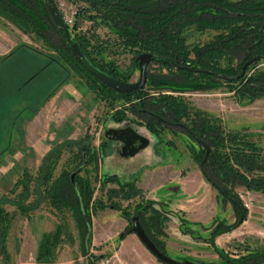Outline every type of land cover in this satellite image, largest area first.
I'll return each mask as SVG.
<instances>
[{
    "label": "trees",
    "instance_id": "trees-1",
    "mask_svg": "<svg viewBox=\"0 0 264 264\" xmlns=\"http://www.w3.org/2000/svg\"><path fill=\"white\" fill-rule=\"evenodd\" d=\"M69 1L84 5L75 7L71 25L65 23L64 27H59L49 17L43 0H0L1 16L31 31L49 50L54 51L47 54L38 51V54L26 43L19 42L7 54L0 55V112L9 114L3 103L25 91L36 78L40 81L34 85L39 89L33 98L46 95L59 77L60 66L63 72L70 70L82 74L84 70L89 78L86 80L89 88L101 98L128 100L129 104L122 109L128 108L132 114L140 116L142 122H138L144 124L149 132L179 126L198 143L199 148L192 149V158L197 163L202 161L199 169L203 178L222 202L230 203L235 215V220L229 224L220 220L216 222L210 229L211 236L241 222L247 209L233 186L239 184L246 190L264 193V146L251 141L240 131L226 130L218 120L202 112H190L187 102L179 94L161 92V88L167 87L175 92L185 87L206 88L223 82L239 98L264 97V0ZM79 16L93 24H103L113 36L102 38L94 31L86 34L77 30ZM191 24L199 30L211 28L216 33L202 43L188 44L183 30ZM71 42H75L93 65L121 80L130 76L132 67L138 68L135 56L141 52L150 53L148 62H152L156 69L149 73L145 68L144 84L135 91L120 93L93 77L82 66L71 51ZM109 44L120 45L122 51L127 49L133 53L124 70L118 68L114 58L105 56ZM260 62L262 64L258 65ZM51 69L46 79L38 77ZM65 75L66 72L63 73ZM179 82L186 86L179 85ZM149 88L155 93H148ZM122 109L113 111L110 117L121 121L124 117ZM73 146L77 148L80 160L94 157V150L89 151L85 135L54 143L41 156L35 176L23 168L13 182L12 188L20 186L19 197L23 199L29 194L30 180L37 195L40 194L38 187L43 185L53 208L71 211L84 242L89 238L90 213L96 209L118 210L128 221L131 216H136L148 238L165 252L158 234L162 233V222L167 216L152 207L149 201L143 203L142 195L133 183L118 182L116 187L107 189L105 199H101L92 195L93 189L85 177L75 175L71 181L68 172L62 171L55 180L52 179L61 148L67 147L72 151ZM99 146L102 148L101 144ZM73 154L76 155L75 152ZM100 178L101 183L116 180L113 174H102ZM133 197L138 201L131 204L129 200ZM115 198L126 200V204L123 206ZM11 201L21 213L36 206L35 200L26 205ZM130 204L133 207L129 212ZM11 220V213L0 206V264L9 261L5 240ZM183 222L185 224L186 220ZM64 227L60 220L51 232L42 236L35 254L36 264L54 261ZM130 231L128 224L118 232L117 239ZM181 232L189 233L191 230L185 227ZM208 242L220 257L218 262L186 258L192 260V264H264V247L250 249L245 245V253L229 257L214 246L211 237H208Z\"/></svg>",
    "mask_w": 264,
    "mask_h": 264
},
{
    "label": "rangeland",
    "instance_id": "rangeland-1",
    "mask_svg": "<svg viewBox=\"0 0 264 264\" xmlns=\"http://www.w3.org/2000/svg\"><path fill=\"white\" fill-rule=\"evenodd\" d=\"M53 1L55 5L61 3V9L67 13L74 11L77 5H84L82 2L72 3L69 0ZM77 24V30L86 34L94 31L102 38L113 36L106 26L93 24L91 20L83 16L78 17ZM215 33L216 31L211 28L199 30L193 24L183 30L185 42L188 44L202 43L211 39ZM19 42L29 45L35 53L38 51L41 54L54 52L49 50L31 31L0 15V55L7 54ZM132 54L127 49L122 51L120 45L114 44H109L105 51V56L114 58L118 68L122 70L128 65ZM261 64L260 62L258 65ZM258 65L257 67H260ZM62 68L60 66L59 77L46 91V95L38 99L33 98L39 89L34 85L40 81L36 78L30 82L25 91L3 103V108L9 109V114L5 115L0 112V206L12 215L5 240L9 253L7 264L18 262L19 242L24 247V252L26 249H31L32 243L29 242L31 234L36 238L39 231L51 230L53 225L60 220L64 222L65 227L62 240L56 248L54 260L58 262L61 259L76 258L79 255L80 235L71 211L68 208L59 210L53 208L43 191V185L37 189L39 195L32 190V180L29 181V194L23 199L19 197L20 186L12 188V185L20 176L23 168L31 176H35L41 156L54 143L75 140L84 135L87 138L89 151L94 150V157L80 160L76 147H72L76 155L67 147H62L52 171V179L55 180L62 171H67L68 174L73 172L72 178L75 175L87 178L93 189L92 195L101 197V199H105L106 190L116 187L118 182L133 183L142 195L143 203L149 201L152 207L167 216L162 222V233L158 234V238L164 243V253L170 257L178 260H189L186 258L189 257L209 263L218 262L220 257L208 242V237H211L216 248L229 257L245 253L246 250L243 248L245 245L250 249L264 247V193L247 192L243 186L234 185L233 190L240 197L246 209L251 211L252 205H260L261 212L251 211L253 216H248L246 212L247 220L244 221L245 216L241 222L229 230L219 231L211 236L210 229L216 222L220 220L223 224H229L235 220V215L231 208L223 211L221 215L212 214L211 192L213 189L208 186L203 194L205 199L200 209L202 212L200 219L203 223H207L211 215L210 223L195 226V230H192L193 227L185 226L183 224V219L186 218L184 211L168 203L169 201L175 203L176 200L171 201L172 198H180L178 187L182 185L176 182L177 171L170 166L171 164L179 166L181 174L189 170L188 178H193L196 169L199 168V163L192 158L191 154L192 149L195 151L199 148L198 143L189 138L179 126L163 128L155 133L149 132L144 124L140 123L142 122L140 116L132 114L128 108L122 109L127 107L128 100L116 98L111 101L109 97L101 98L87 86L86 80L89 78H87L86 71L83 70L82 74H79L67 70L64 71L66 75L63 76ZM146 69L149 73H153L156 66L148 62ZM51 71L52 69L44 71L38 77L46 79ZM137 76L138 68L132 67L130 76L125 81H134ZM179 85L186 86L182 82H179ZM161 92L179 94L187 102L190 112H202L209 118L218 120L226 130L240 131L251 141L264 146V97L239 98L228 90L223 82L206 88L185 87L175 92L163 87ZM148 93L152 94L155 91L149 88ZM30 105L32 108H27ZM121 109L123 119L114 121L110 113ZM138 141H146V144L137 149L135 154L127 155V152L132 149L131 147H135ZM99 144L102 148H98ZM155 171L159 172L154 174ZM102 174H113L117 181L108 180L101 183L99 179ZM192 180L191 187L188 185V188L202 192L203 189L197 183L198 181ZM216 199L223 208L224 202L217 194ZM11 200L20 201L22 205L35 200L36 206L21 213ZM115 200L123 206L126 204L124 199L115 198ZM129 201L132 204L138 201V198L133 197ZM178 203L176 201V204ZM131 204L128 207L129 212L133 207ZM183 207L189 210V214L187 213L189 218H199L194 213L196 208L192 203L187 202ZM101 210L96 209L91 212L90 218L93 217L95 220L98 211ZM145 213L147 215L148 211ZM105 217L110 220L113 218L111 214H105ZM172 220L175 224L177 223V226L171 224ZM128 222L130 226L131 221ZM185 227H188L191 232L180 234L178 231ZM89 249L97 254L115 253L119 264H146L144 254L136 247L130 248L134 254L133 259L126 258V256L123 258V254L126 255L125 252L119 251L121 257L117 252L116 239L93 245L87 244L86 250ZM21 258L30 261V253H25Z\"/></svg>",
    "mask_w": 264,
    "mask_h": 264
},
{
    "label": "crops",
    "instance_id": "crops-1",
    "mask_svg": "<svg viewBox=\"0 0 264 264\" xmlns=\"http://www.w3.org/2000/svg\"><path fill=\"white\" fill-rule=\"evenodd\" d=\"M172 165L173 164H171L170 168H175L177 171V177H175L176 182H180L179 184H182V185H180L178 187L180 198L179 199L172 198V200H171V201L176 200L179 203L176 204V201H175V203L170 202V201L168 203H171V205H176L177 208H180L182 211H184V216H186L185 225H188L190 228L193 227L192 230H195L194 229L195 226H200V225L206 223V222L203 223L202 220L200 219V216L202 215V212H200V209H201V207H203V203H204V199H205L203 196V194L205 192L204 190H205V188H207L210 185L203 178L199 168L196 169V173H195L194 177L190 179V178H188L189 177L188 173H190L189 170H187L184 174H181L179 166L176 167V165H173V166ZM167 168H168V166H167ZM156 170H158V169H156ZM158 172L159 171H155L154 174H157ZM177 179L179 181H177ZM192 179H194L195 181H198L197 183H199V185L203 189L202 192H199L197 189L188 188V185H189V187H191L190 183L193 182ZM145 189H146V187H145ZM246 191L247 192L248 191L256 192L259 194V192L255 191V190H246ZM187 202L192 203L193 206H195L196 209L194 210V213H196L199 216V218H197V217L189 218V216L187 215V213L189 214V210H187L185 207H183L184 204ZM211 202H212L211 204L213 206L212 214H215V215H219V214L221 215V213L223 211H227L228 209L231 208L230 207L231 205L228 203V201L224 202L223 208L220 207V202L218 201V199H216V192L214 189L211 192ZM252 206H253V208L251 211H253L255 213L261 212V209L259 210V208L261 207L260 205H252ZM251 211L247 210L248 216H253ZM105 214H111L113 217L112 220L105 217ZM97 215H96L97 217L95 218V220L93 219V217L90 218L89 238H88L87 242L83 241V236H82V234H80L79 228L76 224L77 231L80 235V245H81V251L79 252V255L76 258L70 257V258H66V259H61L58 262L54 260L55 262L53 261L50 264H88V263L90 264V260L88 258V250H86V245L87 244L93 245V244H96L98 242L109 241V240H113V239H116V241L118 242V251L117 252L119 253V255L121 254L119 251L125 252L126 255L123 254V258H124V256H126V258L133 259L134 254L130 248L136 247V248H139L141 250V252L144 254L145 259H146V261H145L146 264H164V263H161V261H158L144 247V245H142V243L140 242V240L138 239V237L136 236V234L134 232H132V231L126 232L120 239H117L118 232L121 231L122 229H124L128 225L127 220L124 219L120 215L118 210H115L112 208H104L101 211H98ZM101 216H103L104 218H102ZM210 218H211V215L209 216L208 222L206 224L210 223ZM245 220H247V215H246V218L244 219V221ZM75 223H76V220H75ZM167 223L168 222L166 221V224ZM55 224L53 225V228H54ZM171 224L177 226V223L175 224L173 220H172ZM168 226H167V228H168ZM52 229L49 231H43V230L39 231L37 233L38 236L36 238L30 233L31 234V240L29 242L32 243V248L29 250L26 249L25 252H24V247L19 242L17 250L20 253L19 254L20 258H18V262L16 264H36L35 254L37 251L38 243H39L40 239L42 238V236H44V234L51 232ZM168 230H169V228H168ZM178 232L180 234L182 233L181 230ZM166 233H168V232L166 231ZM34 238H35V241H34ZM22 242H23V239H22ZM33 244H34V246H33ZM68 252H70V250ZM25 253H30V256H31L30 261L22 260L21 257H24ZM55 255H56V251H55ZM68 256H69V254H68Z\"/></svg>",
    "mask_w": 264,
    "mask_h": 264
},
{
    "label": "water",
    "instance_id": "water-1",
    "mask_svg": "<svg viewBox=\"0 0 264 264\" xmlns=\"http://www.w3.org/2000/svg\"><path fill=\"white\" fill-rule=\"evenodd\" d=\"M45 4V8L47 13L53 23L56 26L64 27L65 22L59 13L57 7L54 4L53 0H43ZM70 48L76 59L82 64V66L96 79L104 83L105 85L109 86L113 90L120 92V93H129L132 91L137 90L140 88L145 82V68L146 64L150 60V53L149 52H141L135 56V60H137L138 66V76L134 81H125L118 78H115L106 72L102 71L95 65H93L86 56L80 51V49L76 46L75 42H71ZM146 144V141H138L135 147H131L132 149L127 152V155H131L137 151V149L141 148ZM207 150V149H206ZM206 153V152H205ZM199 162V167L201 165ZM73 172L69 174L70 180L72 181ZM131 224L130 229L132 232L136 234L140 242L146 247V249L159 261L166 263V264H192L189 260H178L175 258L170 257L160 249H158L154 243L148 238L146 233L144 232L142 226L140 225L139 221L137 220L136 216H132L130 218Z\"/></svg>",
    "mask_w": 264,
    "mask_h": 264
},
{
    "label": "built area",
    "instance_id": "built-area-1",
    "mask_svg": "<svg viewBox=\"0 0 264 264\" xmlns=\"http://www.w3.org/2000/svg\"><path fill=\"white\" fill-rule=\"evenodd\" d=\"M61 14L64 22L68 25H71L73 21V13L74 11H70L69 13L65 12L64 9H61V3L55 5ZM88 258L90 260V264H119L117 256L115 253H95L93 250H88Z\"/></svg>",
    "mask_w": 264,
    "mask_h": 264
}]
</instances>
